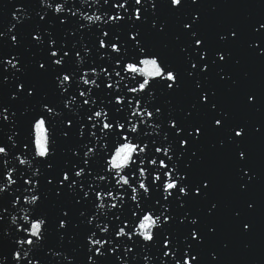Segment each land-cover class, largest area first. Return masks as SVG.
Returning a JSON list of instances; mask_svg holds the SVG:
<instances>
[{"label":"snow or ice","instance_id":"snow-or-ice-1","mask_svg":"<svg viewBox=\"0 0 264 264\" xmlns=\"http://www.w3.org/2000/svg\"><path fill=\"white\" fill-rule=\"evenodd\" d=\"M167 5L170 13L196 6L183 19L177 16L176 42L183 70L155 51L145 38V26L157 35H164L168 29V20L159 11V0H39V10L34 11L38 19L30 36L32 45L44 54L32 58L31 67L37 74L33 77L28 76L29 67L21 54L11 51L22 46L20 33L15 30L22 23L18 14L26 13L23 7L14 9V22L0 31V40L10 49L0 55V89H8L7 102H0V128L8 126L10 132L0 144V194L8 198V205L2 206L0 213V245H7L8 253L0 264H42L39 252L50 255L57 264H73L62 251H45L51 220L37 213L46 199L40 193L42 181L57 200L71 197V207L57 210L55 233L62 246L66 237L72 243L78 230H84V264H201L200 249L209 237L217 235L218 226L213 224L206 233L202 231L201 216L188 205L206 203L205 215L212 217L222 203L212 198L216 176L197 175L194 171L206 166L201 145L209 130L217 135L210 149L226 154L232 161L236 190L252 191L258 180L254 148L258 142L264 143V121L237 122L232 109L222 103L219 89L210 85L214 73L218 84L239 87V81L225 72L224 65L240 64L229 46L240 40L241 29L233 25L218 31L217 41L223 47L213 49L202 27L205 17L199 0H190V4L186 0H167ZM93 7L99 12L93 15L101 21L98 31L103 37L96 40L95 48L84 40L86 26L78 23L82 17L93 19V15H87ZM211 12L215 13L216 7ZM23 18L33 19L31 15ZM49 20L58 26L75 24V28L58 36L49 27ZM125 24L128 27L123 33L114 31ZM251 31L258 39L249 42L248 49L256 60L264 62V22L252 24ZM93 52L94 60L99 57L104 61L107 57L99 70L95 63L87 62ZM70 61L76 65L71 69L67 67ZM139 65L152 66L151 81L136 78L142 74ZM47 76L52 77L59 105L42 88L41 78ZM185 81H191L192 96L187 107L180 110L182 116H178L171 99L166 100L167 107L157 99L158 95H181ZM18 103L25 104L19 116L15 107ZM236 103L245 111L258 110V93L253 88L243 90ZM74 110L80 114L79 122L69 115ZM29 114L30 127L38 132L58 119L63 140L76 137L74 147L67 150L71 159L55 175V128L50 146L41 137L36 138L32 157L34 163L46 166L49 174H44L45 167H36L30 174L23 167L15 168V176L7 171L10 160L26 165L20 157L31 151L32 141H20L18 129L19 118ZM112 136L124 142L109 158L106 154L111 151L108 141ZM97 159L101 161L98 168L94 166ZM27 192L32 193L30 199L24 195ZM21 201L31 205V210L22 223L12 215L11 224H7L5 214L11 215L9 208L17 210ZM245 204L246 208L233 210L232 218L241 234H253L257 202L250 199ZM173 226H184V234L178 235ZM223 248L227 250L228 244ZM209 264H221L216 252L209 253Z\"/></svg>","mask_w":264,"mask_h":264},{"label":"water","instance_id":"water-1","mask_svg":"<svg viewBox=\"0 0 264 264\" xmlns=\"http://www.w3.org/2000/svg\"><path fill=\"white\" fill-rule=\"evenodd\" d=\"M73 0H68V3H72ZM82 2V0H80ZM190 4V0H186ZM161 5L159 11L163 18L168 20V29L164 35H157L148 31L145 26V38L148 44L157 52H160L166 60L174 63L178 69L183 70L184 64L182 56L178 53V45L176 42V36L179 34V21L183 19L185 14H190L195 10L196 6H191L183 9L180 13L169 12L167 0H159ZM201 5V14L205 17L203 24V30L208 35L210 45L213 49L216 47H223L218 44L216 33L224 30L230 26H237L241 29V38L239 41L232 43L229 47L233 56L240 60L239 65H235L231 62L224 65L225 72L239 81L238 88H230L227 84H218V77L212 74L210 79V85L219 89V97L222 103L226 107H230L233 112V117L237 122L248 121L250 123H257L264 121V62L256 60L248 49V43L257 40L258 37L251 31V25L257 21L264 22V0H199ZM35 11L39 10V0H34ZM87 8V5H84ZM216 7V12H211V8ZM99 15V12H95V7L88 9L87 15ZM36 18V22H37ZM78 23H83L86 27L83 32L85 42L89 43L95 48V42L98 38H103L98 31L102 27L101 21H96L93 15L91 21L86 18H81ZM49 27L56 32L58 36H63L66 32L75 28V24H69L67 26H58L53 20H49ZM127 25L123 27H115L114 31L123 33L127 30ZM91 29V30H90ZM46 31L48 28L45 29ZM264 35V34H262ZM79 39V35L77 36ZM75 43V41H73ZM38 49V48H37ZM103 51L102 49L100 50ZM132 50H129L131 55ZM44 53L41 49H38V58ZM95 56L93 52L92 56L87 58L89 65L95 63L99 70V65L107 61L105 57L104 61H101L99 57ZM145 59H152V57H144ZM71 61L68 64V68L75 67ZM141 68V75H138L137 79H149L152 78V66L151 65H139ZM88 70V69H85ZM247 74V76H245ZM41 84L43 90L48 94L49 99L53 103L59 105V98L54 94V85L52 84V77L47 76L41 78ZM253 88L259 97V103L256 105V109L253 111L242 110L236 103V98L241 91ZM192 96V84L191 81H185L184 90L181 95L175 98H169L167 96H159L157 103L165 104L167 99L172 100V106L177 109L176 115L182 116L181 109L187 107L190 98ZM102 106V105H101ZM165 107L167 105L165 104ZM69 115L74 116V119L79 122L80 114L74 110ZM103 120V116L101 117ZM201 122H205L201 118ZM60 124L58 119L53 121L51 125H46L42 132L43 141L46 146L51 144L52 129L55 128L56 132V155L54 159L55 170L52 175H55L61 168L66 166L67 160L71 159L70 153L67 152L69 148L74 147L76 143V137L73 136L70 140H63L60 134ZM217 135L214 131L209 130L207 137L201 145V151L206 158V166L197 167L194 171L195 174L210 173L217 178V186L212 198H218L221 200L220 211L212 217L205 215L206 203H190L188 207L192 208L193 212H198L201 216L203 223L201 224L202 231L207 232V228L210 225H217V235L215 237H209L208 243L200 249L201 264H209V253L216 252L221 264H264V143L258 142L254 148L255 162L258 172V180L253 189L249 193H239L235 188V180L232 170V161L226 154L216 153L210 149V145L215 143ZM124 141L120 140L116 136H112L108 145L111 151L108 152L109 158L114 154L116 147H119ZM101 161L97 159L95 167H99ZM49 174L45 166V175ZM47 188L48 210L49 218L51 220V240L52 249L54 251H62L69 256V259L73 261V264H84L85 256L82 250V237L84 230L81 228L77 232V239L72 243L68 242V238L61 242L55 233V219L57 210L60 207H71V197H65L57 200L51 193L49 186ZM254 199L257 202V211L254 215L256 224V231L253 234H241L235 227V221L232 218L234 209L246 208L245 201ZM145 207L151 208V204H146ZM127 213H125L126 215ZM77 215L75 208H73V218ZM247 215V213H245ZM178 235L182 236L185 232L184 226H173ZM153 230L154 229H150ZM139 231V229H136ZM227 243L228 249L225 250L223 245ZM248 245L245 248V245ZM135 251V249H134ZM57 259H60L59 257ZM54 264L57 261L54 260ZM62 264V262H61ZM67 264V261L64 262Z\"/></svg>","mask_w":264,"mask_h":264}]
</instances>
